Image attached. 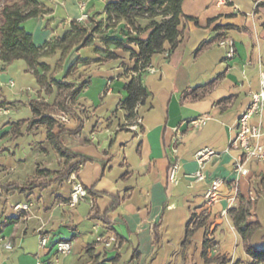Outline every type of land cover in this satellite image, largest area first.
Segmentation results:
<instances>
[{"label": "crops", "instance_id": "obj_1", "mask_svg": "<svg viewBox=\"0 0 264 264\" xmlns=\"http://www.w3.org/2000/svg\"><path fill=\"white\" fill-rule=\"evenodd\" d=\"M35 1L43 14L23 26L43 47L68 34L84 14L88 20L78 23L105 20L107 3L117 0ZM20 2L0 0V5ZM182 10L188 18L181 22L176 47L170 51L167 44L141 73L146 96L134 120L124 102L128 83L138 77L136 58L106 41L116 39L138 52L136 44L127 43L136 33L128 32L125 22L106 27L91 45L73 49L59 67L61 50L42 58L50 68L49 88L40 85L25 60L0 62V103H14L0 108V264L56 257L58 264H207L202 256L206 238L216 243L211 255L229 258L228 264H253L229 213L242 203L250 205L247 222L259 224L251 243L264 249V161L248 162V174L241 175L235 163L242 152L233 145L239 116L260 90L264 74V0H184ZM152 21L138 20L140 38L149 36ZM225 39L235 44L231 59L221 44ZM107 50L118 58L104 61ZM51 77L76 86L87 83L72 105L75 116L57 111L58 89ZM31 101L48 104L66 130L82 125L60 141L92 161L79 164V157L61 156L44 125L28 130ZM205 118L201 125L194 123ZM251 122L264 129V109ZM204 148L215 154L202 166L195 155ZM174 164L179 165L177 183L169 181ZM201 168L206 178L197 180ZM73 178L88 190L75 208L67 204ZM217 178L224 184L211 202L207 193ZM25 203L30 209L18 215L16 205ZM196 211L205 213L206 223L184 244ZM45 234L48 244L42 247ZM60 241L73 243L70 254L58 253Z\"/></svg>", "mask_w": 264, "mask_h": 264}, {"label": "trees", "instance_id": "obj_2", "mask_svg": "<svg viewBox=\"0 0 264 264\" xmlns=\"http://www.w3.org/2000/svg\"><path fill=\"white\" fill-rule=\"evenodd\" d=\"M184 0H117L109 2L105 8L106 19L90 20L89 24H80L76 21L72 22V30L55 42L47 43L43 47L35 45L32 34L27 32L23 26L24 22L38 17L43 14V10L39 7L35 0H22L12 6L5 5L0 11V62L10 64L15 60L23 59L28 64V68L32 70L39 78L40 85L49 88L48 65L41 62L44 57H51L57 50L63 52L62 59L58 63V67L64 59L68 57L73 49H80L93 43L96 35L101 34L106 27H115L120 22H125L128 32L134 30L136 35L129 36L127 43L136 44L139 48L138 52L126 47L123 42L116 39L106 40L108 44H112L116 49L129 50L132 57L136 58L133 68L138 72V77L133 78L127 85L128 98L124 102V107L128 111V118L134 120L136 118V108L145 96L146 90L142 85L141 73L149 67L153 55L165 51L167 44L171 45L170 51L173 50L180 35L179 27L184 18L182 3ZM151 19L152 31L146 39L140 38L138 35L142 29L138 25L139 19ZM159 19V20H157ZM102 57L104 61L114 60L118 55L110 50L103 51ZM58 89L55 101V107L58 112H65L75 116L72 105L75 104L77 96L81 93L87 83L78 86L65 82L63 79L50 78ZM216 82H212L209 87H213ZM198 90V89H196ZM196 90H193L196 91ZM14 105V103L4 101L0 103V108H6ZM30 106L33 111V118L28 122V130L44 125L47 127V137L52 146L63 157H79L81 163L92 161L91 158L76 154L63 147L60 138L63 134H76L80 131L81 126L76 130H66L64 124L55 116L49 113V105L38 101H31ZM25 123V122H24ZM22 124H17L19 128ZM58 127L60 131L54 133V129ZM77 165L70 168L67 173L69 177L76 169ZM172 167V166H171ZM170 167V168H171ZM119 201L113 204V208L117 206ZM234 221V225L241 234L245 250L253 259V264L264 263V249H256L251 239L253 234L258 230L259 224H249L247 218L250 215V205L242 203L239 208L229 211ZM205 213L192 214V217L186 227V239L184 244L191 241L192 236L197 229L206 223ZM216 243L206 238L203 245L202 256L207 264H228L231 260L225 256H214L210 253L215 248Z\"/></svg>", "mask_w": 264, "mask_h": 264}, {"label": "built area", "instance_id": "obj_3", "mask_svg": "<svg viewBox=\"0 0 264 264\" xmlns=\"http://www.w3.org/2000/svg\"><path fill=\"white\" fill-rule=\"evenodd\" d=\"M5 6L4 3L0 5V10ZM81 7L84 8L85 4L82 2ZM88 20V15L84 14L78 22H83ZM227 48L226 58L231 59L236 53L235 44L232 40L225 39L221 42ZM264 109V74L261 79V87L258 92L251 94L250 104L247 109L239 116L238 119V131L237 136L234 140L233 145L241 150L242 158L235 163V169L241 175L248 174V169L246 164L250 161H264V129L259 125L252 124L251 120L253 117L260 115ZM2 110H0L1 112ZM62 119L67 121V117L63 116ZM205 119L195 121L196 125H201L205 122ZM138 123L141 122L140 118L137 120ZM215 154L214 150L209 148H204L198 151L195 155L196 160L203 166L205 161ZM179 170V165L174 164L169 170V181L171 183H177V173ZM197 180H204L206 178L203 169L201 168L196 174ZM73 186L68 200V205L71 208H75L79 205L87 196L88 190L85 186L77 179L73 178ZM224 181L220 178L213 179L211 182L210 191L207 193V198L213 202L219 198V191ZM30 204H18L15 207L18 215L23 211H28L30 209ZM111 240H115L112 238ZM48 244V235H42L40 237V245L46 247ZM57 251L60 255H68L73 250V243L71 241H60L57 243ZM7 248H11V244L7 243ZM59 258H54L49 261L38 260L36 264H58Z\"/></svg>", "mask_w": 264, "mask_h": 264}]
</instances>
